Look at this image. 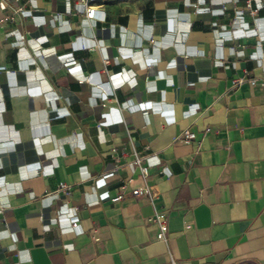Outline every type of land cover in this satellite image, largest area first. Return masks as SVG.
Returning <instances> with one entry per match:
<instances>
[{
    "label": "crops",
    "instance_id": "0c3cea01",
    "mask_svg": "<svg viewBox=\"0 0 264 264\" xmlns=\"http://www.w3.org/2000/svg\"><path fill=\"white\" fill-rule=\"evenodd\" d=\"M7 1L0 264H264V0Z\"/></svg>",
    "mask_w": 264,
    "mask_h": 264
},
{
    "label": "built area",
    "instance_id": "2783aa9c",
    "mask_svg": "<svg viewBox=\"0 0 264 264\" xmlns=\"http://www.w3.org/2000/svg\"><path fill=\"white\" fill-rule=\"evenodd\" d=\"M256 0H244L243 9L250 13L253 16L257 15L259 5L255 3ZM264 10V3L260 5ZM0 9L7 10L9 9V13L5 14L1 19L0 22L7 21V20H14L19 18H22L24 6L17 5V6H11L7 0H0ZM101 14L102 11L100 10H86V15H92V14ZM100 18H103L101 15H99ZM22 38V37H21ZM23 39V38H22ZM245 81L244 77H236L231 80V88L237 87L239 84L243 83ZM250 84H255L254 79H250ZM261 85L264 87V80L261 82ZM113 101V98H107L106 102ZM104 105V104H103ZM196 138L195 132L189 130V129H183L180 134V140L184 144H189L192 141H194ZM131 164L136 165L139 167L140 172L143 177L147 175L148 167L146 164L143 163V157L136 151H133V158L131 161ZM61 187H65V184H62ZM131 195L134 196H145L147 197L151 202L154 201L157 194L154 192L150 187L147 185H144L142 187H137L131 190ZM124 197V194L118 193L115 196L111 198V201L116 202L121 200ZM167 213L163 210H154L153 214L148 217V221L154 223L157 228L158 232L156 234L157 239L166 241L167 240ZM78 225L76 220L71 221V226L76 227ZM186 228H189V225L185 226ZM171 264H175L174 260L171 258Z\"/></svg>",
    "mask_w": 264,
    "mask_h": 264
}]
</instances>
